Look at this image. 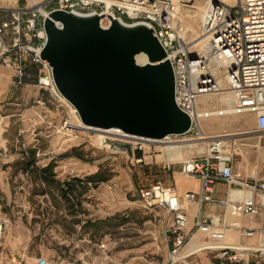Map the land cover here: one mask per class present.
Segmentation results:
<instances>
[{"label":"built area","instance_id":"obj_1","mask_svg":"<svg viewBox=\"0 0 264 264\" xmlns=\"http://www.w3.org/2000/svg\"><path fill=\"white\" fill-rule=\"evenodd\" d=\"M205 2L200 30L207 36L206 50L192 52L194 56L189 57L191 52L179 34L182 27L173 0H23L21 3L0 0V65L13 71L14 87L26 84L24 78L29 65L36 66L34 85L55 101H65L54 84L50 66L40 57L46 42L44 19L50 11L58 9L78 15L109 13L126 24L142 23L151 28L172 67L174 102L189 116V128L182 134H167L155 139L129 135L120 128L110 127L104 129L108 135L102 137L101 143L107 139L117 141L135 163L145 161V152L151 159L152 154L161 153L167 165L179 164L183 176L198 181L197 191L188 190L181 195L173 186L160 182L139 189L142 207L157 206L170 220V245L162 264L184 263L197 251L210 252L217 259L215 264H258L264 258V176L238 178L233 172L234 150L229 149L227 139L222 136L211 137L201 152L180 160H168L160 149L175 142L177 135L188 140L201 139L203 121L227 112L252 114V131L264 134V0ZM216 66L220 67L222 86L213 71ZM203 94L226 95L228 103L200 106L198 98ZM35 102L44 104L43 97ZM61 127L73 129L68 120H64ZM135 151L141 155L136 156ZM217 182L240 183V188H232L224 199H217L213 196ZM192 202L223 205L229 219L199 214L190 224L187 208ZM242 217L258 218L257 226L250 222L242 224ZM2 224L5 221L0 219V230ZM195 232L200 234L197 246L184 256ZM229 234L255 236L256 242L245 243L237 238L227 241ZM200 238L202 241L198 242ZM34 264L59 263L38 256Z\"/></svg>","mask_w":264,"mask_h":264},{"label":"rangeland","instance_id":"obj_2","mask_svg":"<svg viewBox=\"0 0 264 264\" xmlns=\"http://www.w3.org/2000/svg\"><path fill=\"white\" fill-rule=\"evenodd\" d=\"M21 1L23 0H18L19 3ZM193 2H197V6H199V9H195V13H192L195 16L186 19L184 18L186 13L183 12L180 23L184 30L187 26L190 30H195L198 27L197 34L199 35L200 19L198 15H200L201 6L205 0L185 2L184 5H190ZM185 8L187 6H182V9ZM197 34L186 31L187 40L195 38ZM197 52L195 51V53ZM0 68L6 70L7 74L13 72L2 65ZM25 88L27 91L24 92V96L27 97V102L24 104H7V99L5 103H0V145L4 147H0V159L14 158L18 152L17 157L12 160L19 165L17 170L19 179L15 184L18 190H24L32 173H36L43 185L49 187V190L46 196L29 195L31 197L28 199L29 214L22 220L26 225L25 229L16 227L12 228V231L9 230L13 232L12 251L23 255L24 259L13 263L0 262V264H34L38 256H44L49 261L59 264H162L166 259L167 247L170 243V237H166L169 235L170 220L164 210L157 206L150 209L142 207L139 200V189L156 182L168 183L172 172L179 174V164L167 165L163 156L160 157L161 153L152 154L151 159L146 152L144 154L146 155L145 161L135 163L123 152L124 146H120L117 141L107 139V143L99 144L97 141L99 134L96 131L62 128L64 120L71 122V120L79 118L77 113L75 115L73 112V107L67 101L60 99L55 101L48 95L50 101L47 104L36 103L35 101L39 97H43L35 95L38 88L36 86ZM205 99L204 96L203 100ZM199 105L221 104L218 101V96L214 94L207 97V102L199 100ZM32 106H41L44 109L47 107L46 112H49L51 118L56 120L55 142L57 141V147L61 146V149L67 147V150L75 157L72 159L74 163H69L70 168L73 167L77 170V165L85 168L98 166L97 180H92L90 184L86 183L84 186H73L70 191L65 186L67 180L72 177L84 179L91 174H83L84 171L77 173L78 171L74 170L73 172L77 175L70 176L69 172L71 171H67L68 177L59 181V186L42 181L41 177L44 173L41 169L43 167L37 166L36 155L32 156L30 151L33 142L30 140L32 131L17 119L19 118L18 113L24 109L30 110ZM35 111L38 109L35 108ZM219 117L225 119L224 115ZM219 117L203 121L205 134L252 131V114H230L225 124L220 123ZM30 123L35 126L38 124L35 121H30ZM258 135L261 134L252 131L233 139H227V143L230 145L229 149L234 150L233 172L238 178L249 179L264 176V135L257 137ZM174 139L179 141L186 137L177 135ZM104 144L105 146H103ZM18 146L20 151L16 149ZM50 154H54V152L51 151ZM63 154L61 156H64ZM138 154L135 151V155L138 156ZM25 171H27V175H24ZM40 188L39 185L34 186L37 192ZM62 190L65 191V195L61 194ZM109 211L114 212L102 219L101 216ZM65 213L71 216L65 217ZM0 219L5 221L0 230L1 254L4 248L2 244L5 241L3 232L8 233V230H4L8 221ZM57 223L67 227V234L58 235L51 230V226ZM77 223L79 229L76 231L75 224ZM85 224L87 225L85 231L89 232L90 240L84 243L77 241V238L82 237ZM27 236H31L29 244L25 243ZM201 241L202 238L198 242ZM100 244H103V247H100ZM55 245L61 246L59 258L54 255ZM211 257V253L197 251L190 255L184 263L178 264H212L214 262Z\"/></svg>","mask_w":264,"mask_h":264},{"label":"water","instance_id":"obj_3","mask_svg":"<svg viewBox=\"0 0 264 264\" xmlns=\"http://www.w3.org/2000/svg\"><path fill=\"white\" fill-rule=\"evenodd\" d=\"M103 16L56 9L44 19L40 57L50 66L59 94L88 127H116L155 139L187 131L189 116L174 102L172 67L152 29L110 14L103 26ZM140 53L143 63L135 60Z\"/></svg>","mask_w":264,"mask_h":264},{"label":"crops","instance_id":"obj_4","mask_svg":"<svg viewBox=\"0 0 264 264\" xmlns=\"http://www.w3.org/2000/svg\"><path fill=\"white\" fill-rule=\"evenodd\" d=\"M1 67V65H0ZM12 72V70H11ZM12 74H7L6 70H1L0 68V103H5V100L7 99L8 103L10 104H17L21 105L27 102V97L24 96V92L27 91L28 86H34V83L27 82L23 86H20L18 88H15L12 84ZM19 94V95H18ZM36 96H43L44 103L47 104L50 101V98L46 95V93L41 92L37 89L35 92ZM47 106V105H46ZM35 108L38 109V111H35ZM47 107H45L46 109ZM43 107H31L29 109H24L21 113H18L17 119L21 120L28 130L31 129L32 136L30 140L32 142L31 144V153L32 156L36 155V162L38 167H48L50 173L52 174V177L55 179V181H61L64 179V177H68L67 171H71L69 173L70 176H75L73 171L76 168H70L69 163L72 162L73 155L67 150L66 148L61 149L60 147H57V141L55 142L56 138V127L57 122L56 120H53L51 118V115L49 112H46ZM30 121H35L37 126H35L33 123H30ZM28 126V127H27ZM248 132V131H245ZM17 140V139H16ZM26 141V140H25ZM29 142V140H27ZM26 143V142H25ZM0 147H3L0 145ZM4 148V147H3ZM16 149H19L20 147H16ZM60 149V150H59ZM54 152V154H50ZM64 153V156H61V154ZM17 154L14 156L17 157ZM11 157L10 159H0V218L6 219L7 226L5 227V231L8 230L7 234L3 232V237H5V241L3 242V253L0 254V262L4 263H13V262H19L21 259H24V256L21 254H18L17 252H13V232H11L12 228L20 227L21 229H25L26 225L22 220L25 218V216L28 213V199L31 198L29 195L36 196L35 194H39L40 196H46L49 190V187H46L43 185L41 180L37 177L36 173H32L27 186H25L24 190L20 191L16 188V183L19 179L18 177V166L16 162L12 161L14 159ZM69 158V159H68ZM98 170V166H95L94 168H85L81 165H77V173H81V171H84L83 174H92L95 173ZM41 186L39 191H35L34 186ZM165 185L173 186V189L175 192L179 195L183 194L184 192L188 190L197 191L199 189L198 181L195 178L185 177L180 172L179 174H174L172 172L171 179L168 183H165ZM232 188H240V183L228 185L224 182H217L214 186V192L213 196L217 199H224L226 197V194H229L230 189ZM41 192V193H40ZM221 192V193H219ZM114 212V211H113ZM113 212H105L101 218L105 219ZM66 216H71L70 214L65 213ZM199 214L203 216H209V215H217L220 218H225L226 220L229 219L227 208L223 205L217 204V203H199V202H192L188 205L187 208V215H188V222L192 224L194 219L199 216ZM242 224H246L250 222V225L257 226L258 224V218H254L253 220H250L248 217H242L241 218ZM87 228V225L85 224L83 227V233L81 238H77V241L81 242L90 240V234L89 232H86L85 229ZM79 229L78 223L75 224V230L77 231ZM11 230V231H9ZM51 230L55 232V234H67V227H64L62 224H53L51 226ZM6 236H5V234ZM61 236V235H60ZM169 235H166L168 237ZM200 234L198 232H195L191 239L192 240L188 245L189 249H195L197 244L198 237ZM235 238H237L241 242L245 243H255L256 237H242V236H235L234 235H228L227 241H232ZM31 241V236H27L25 238V243L29 244ZM196 241V242H195ZM63 242V241H61ZM170 243L168 244L169 247ZM201 245V244H200ZM61 246H54V255L56 258H59V250ZM167 247V248H168ZM210 253V252H208ZM36 254V253H35ZM212 260L215 264L216 258L214 255H212ZM258 264H264V258L260 259V262Z\"/></svg>","mask_w":264,"mask_h":264},{"label":"bare ground","instance_id":"obj_5","mask_svg":"<svg viewBox=\"0 0 264 264\" xmlns=\"http://www.w3.org/2000/svg\"><path fill=\"white\" fill-rule=\"evenodd\" d=\"M173 1H174L175 5L177 7V10H178L177 17H178V20L179 21H180L181 18H183V15H182L183 12L186 13L184 15V18L189 19V17L195 16L194 14H192L193 12L195 13V9H199V6H197L198 5L197 2L196 3L193 2L190 5H184L185 2H192L194 0H173ZM226 1L231 2V0H226ZM182 6H187V8L182 9ZM205 7H206V2L204 4H202L201 11H200V15H198V18L200 19V21H201L202 16H203V14L205 12L204 11L205 10ZM108 14L109 13H106L101 18V20H100L101 25L107 26L109 24L110 20H109V18L107 16ZM56 24H59V23L56 22ZM186 25H187V21H186ZM180 26L182 27V24L181 23H180ZM197 29H198V27H196L195 30H190L189 27L187 26V28L185 30L187 32H190V33H193V34H197ZM185 30L183 28H181V30L179 31V34L184 39L185 44H186V47L189 49V51H191L193 53H195V51L196 52L198 51L199 53L204 52V50H206V40H207V36L205 34H202L201 33L200 25H199V35L197 34V36L195 38H193V39L187 40L188 38L186 36V31ZM135 60H136L137 63H143V62L146 61V57H145L144 54L140 53V54H137L135 56ZM213 71L215 72L216 76L219 78V83L222 86L223 83L221 82V77H220V67L216 66ZM210 95L211 94H203V95L199 96L198 101L201 100L203 102H207V97H209ZM204 96L206 97L205 100H203ZM217 96H218V101H219L220 104H227L228 103V99H229L228 96L222 95V94H217ZM73 112L76 115L77 112H76V110H75L74 107H73ZM230 114H232V113L227 112L224 115L225 116L224 117L225 119L219 117L218 119L220 120V123L221 124H225L227 122L226 120H227V118H228V116ZM70 126L72 128L81 129V130H85V131H87V130L96 131L99 134V138L97 140L99 144L101 143L102 137H105L106 135H108V134H106L107 132H105V130L102 129V128H94V127H88V126L83 125L81 123V121H80L79 118H77L75 120H71ZM251 132L252 131H248V132L243 131V132H234V133L224 132L223 134L222 133H219V134H215V135H213V134L207 135V134H205L203 132L204 133V136L201 139H199V140H197V139H192V140H188V139L179 140V141L173 142L170 145L162 146V147H160V149L162 150V152L166 153L165 155L167 156V159L168 160H180V159H183V158H185L187 156H190L194 152H201L204 149V146H205L206 142L211 137H214V136H222V138H224V139H229V138H232L233 139V138H236L237 136H242V135H245V134L251 133ZM261 135H258L257 137H260ZM160 157H162V155H160ZM188 245H187V247L185 249L184 256H186L189 253H191V252L194 251V249H189L188 250Z\"/></svg>","mask_w":264,"mask_h":264},{"label":"trees","instance_id":"obj_6","mask_svg":"<svg viewBox=\"0 0 264 264\" xmlns=\"http://www.w3.org/2000/svg\"><path fill=\"white\" fill-rule=\"evenodd\" d=\"M36 69L37 67L34 65H29L27 69V75L25 76L24 80L25 82L29 83H35L36 82ZM41 171L44 173L42 175L41 179L43 182L49 184V183H54L56 186H59V181H55V179L52 177V174L50 173L48 167H44L41 169ZM98 171L95 172L94 174L88 175L86 178H80V177H72L71 179L67 180L65 182L66 189L70 191L73 186L77 187L78 185H85L86 183H91L92 180H97L98 179ZM67 191V192H68ZM62 195H65V191L62 190L61 192Z\"/></svg>","mask_w":264,"mask_h":264}]
</instances>
